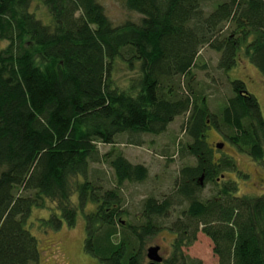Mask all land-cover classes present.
I'll use <instances>...</instances> for the list:
<instances>
[{
  "label": "trees",
  "instance_id": "trees-1",
  "mask_svg": "<svg viewBox=\"0 0 264 264\" xmlns=\"http://www.w3.org/2000/svg\"><path fill=\"white\" fill-rule=\"evenodd\" d=\"M207 1L125 0L142 20L116 27L98 0H0V41L9 42L0 50V264L40 263L38 240L26 226L34 208L51 206L47 201L55 207L41 220L45 229L75 227L80 209L86 253L103 264H145L147 241L182 202L149 197L144 223L122 220L123 185L145 181L148 168L122 153L102 154L98 144L116 145L121 134H163L187 114L190 142L179 153L197 164L183 167L175 185L189 207L171 225L176 238L164 264H204L183 253L199 231L213 242L219 264H264V195H238L237 184L225 182L235 161H216L206 143L210 127L224 126L231 145L263 160L259 100L244 81L231 80L234 95L217 116L200 93L175 86L178 78L193 80L206 46L221 53L219 70H233L244 55L264 77V0H215L210 13ZM35 2L46 7L50 24L36 17ZM121 64L137 74L125 88L116 79ZM92 163L108 164L117 185L104 190L101 179L88 180ZM208 184L218 197L202 201L199 190Z\"/></svg>",
  "mask_w": 264,
  "mask_h": 264
},
{
  "label": "rangeland",
  "instance_id": "rangeland-1",
  "mask_svg": "<svg viewBox=\"0 0 264 264\" xmlns=\"http://www.w3.org/2000/svg\"><path fill=\"white\" fill-rule=\"evenodd\" d=\"M104 7L105 13L114 26L120 27L127 22L139 25L142 16L130 11L126 7L125 0H98ZM215 0L205 3L206 13H210L214 7ZM36 17L45 24L51 23V17L46 7L40 3L34 4ZM8 41H0V50L8 46ZM221 53L209 46L204 47L199 52L195 66L192 68L193 80L187 77L178 78L176 88L183 94L190 95V88L203 96L211 114L219 115V110L226 101L234 94L229 81L242 80L246 83L248 91L255 95L259 100L264 116V77L242 55L241 61L233 70L224 72L218 69V62ZM37 63L44 65L41 56L37 55ZM137 77L135 72H129L124 64L120 65L116 79L120 86L125 88L127 80ZM188 114L176 118L167 131L160 135L143 133L140 135L121 134L117 137L116 145L98 144L102 154L110 151L113 157L122 153L131 163L144 165L148 168V177L145 181L125 182L122 188V197L125 200L124 210L127 214L123 215L122 220L128 224L140 225L144 223L143 204L149 197L163 199L173 197L174 203L181 200L179 206H172L167 218L161 219V229L154 237L147 241L146 254L148 248L160 246L161 256L169 259L173 254V244L176 238L171 225L182 215V211L187 210L189 204L184 201L181 195H177L175 185L180 180V173L185 166H195L196 160L191 156L181 157L179 149L181 146L190 142L186 134V124ZM230 131L224 126L220 131L210 127L206 133V143L212 150L213 158L220 161L224 157L235 161L236 171L226 173V181L235 182L238 186V195L263 196L264 195V159L255 161L249 154L240 151L236 146L231 145L225 138ZM132 141V142H131ZM224 143L222 150L216 148V144ZM101 179L105 189H112L117 185V179L113 170L108 164L90 165L88 180L96 182ZM80 181H84L80 178ZM99 181V180H98ZM217 188L214 185H204L199 190L202 201L218 197ZM73 203L78 206V195L72 197ZM49 208L40 210L34 208L31 216L27 220V229L37 238L41 252L39 264H103L95 257L85 252L86 238V218L84 213L78 209L76 226L69 228L66 225L59 231L45 229L41 220L48 219L54 210L55 204L47 201ZM91 204L88 210L94 209ZM202 229V227H201ZM183 253L191 259L201 260L204 264H219V259L214 253V244L211 239L202 231L197 234V240L190 247H183ZM149 260L146 258L145 264ZM164 264V261L163 263Z\"/></svg>",
  "mask_w": 264,
  "mask_h": 264
},
{
  "label": "water",
  "instance_id": "water-1",
  "mask_svg": "<svg viewBox=\"0 0 264 264\" xmlns=\"http://www.w3.org/2000/svg\"><path fill=\"white\" fill-rule=\"evenodd\" d=\"M224 143H218L216 144V148L219 150H222L224 148ZM161 247L160 246H154L148 248L147 251V258L150 261L149 264H162L164 261V258L160 254Z\"/></svg>",
  "mask_w": 264,
  "mask_h": 264
},
{
  "label": "flooded vegetation",
  "instance_id": "flooded-vegetation-1",
  "mask_svg": "<svg viewBox=\"0 0 264 264\" xmlns=\"http://www.w3.org/2000/svg\"><path fill=\"white\" fill-rule=\"evenodd\" d=\"M219 181V180H218Z\"/></svg>",
  "mask_w": 264,
  "mask_h": 264
}]
</instances>
